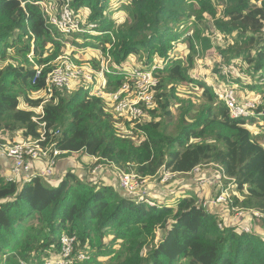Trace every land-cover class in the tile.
<instances>
[{"label":"trees","instance_id":"1","mask_svg":"<svg viewBox=\"0 0 264 264\" xmlns=\"http://www.w3.org/2000/svg\"><path fill=\"white\" fill-rule=\"evenodd\" d=\"M37 1L0 0V60H8L0 68V136L12 129L38 135L32 116L45 98L33 94L45 88L60 56L75 53L69 45L109 54L119 68L107 74V90L120 87L129 57L160 64L159 83L148 120L138 126L146 134L139 143L121 135L119 122L128 129L131 122L115 117L101 97L83 87L54 91L44 103L45 120L50 131L61 130L60 157L74 160L82 171L67 170L56 184L41 177L9 182L10 167L0 160V264H44L60 253L63 234L76 237L73 264H264V236L257 231L264 229V143L252 129L259 118L264 121V104L255 116L234 118L213 83L192 73L197 57L217 49L224 64L251 69L264 81V0L262 6L253 0H126L121 22L108 15L112 0H70L77 13H87L84 31L75 34L83 42L70 44L46 23ZM176 42L188 44L185 55ZM93 59L98 67L100 60ZM35 66L43 69L33 82ZM251 88L258 89L259 82ZM192 90L198 100L189 95ZM212 163L227 176L225 185L233 180L230 207L261 214L254 217L255 230L221 227L217 208L205 205L200 193L186 191L172 202L141 187L152 205L112 179L88 181L82 174L96 164L108 177L116 169L135 168L161 183L165 168L187 175ZM175 179L162 184L173 187ZM156 189L169 194L159 184ZM79 253L90 258L77 260Z\"/></svg>","mask_w":264,"mask_h":264},{"label":"built area","instance_id":"2","mask_svg":"<svg viewBox=\"0 0 264 264\" xmlns=\"http://www.w3.org/2000/svg\"><path fill=\"white\" fill-rule=\"evenodd\" d=\"M253 1L256 5L262 6V0ZM36 3L39 4L46 23L52 28H56L60 33L68 36L84 31L83 27L86 22L75 15L70 0H66L62 4L58 0H41ZM96 26L95 24L89 25L90 28H95ZM30 58L32 60L31 56ZM98 60H100L98 67L78 62L79 60L75 55L70 54L62 55L55 61V67L48 73L45 79L46 86L42 90L47 97L39 104L38 109L32 116V120L36 123V133L38 135H28L23 129H12L5 135L0 136V157L13 160V164L6 173V181L26 183L36 177L46 178L47 180L55 178L60 156L65 151L58 147L56 139L61 134V130L59 128L53 131L49 130V125L45 120L44 103L52 97L56 89L77 90L81 87L87 89L90 95L101 97L107 101L115 117L130 121L132 130L145 137V132L138 126L148 120L147 109L152 108L154 105L155 88L159 83L157 69L160 64L157 62L150 65L139 62H136L137 64H128L126 67H122L121 72L124 74V79L120 87L116 90H107L106 76L108 73L117 72L112 67L115 69L119 68V66L112 63L109 54L104 55L101 52ZM42 69L43 67L35 66L36 75L33 82L41 76ZM223 69L226 75H230L231 69L226 64H223ZM213 89L219 99L225 102L231 116L234 118L255 116L258 106L264 104V100L256 96L243 97L238 90V84L233 82H229L227 85L213 84ZM94 159L98 160L97 157H94ZM211 165L220 168L217 164L212 163ZM207 166L202 167V165H199L187 174H197L200 184H202L201 180L208 181V178L211 177L210 180H215L216 183L220 184V190L215 194L214 203L220 204L227 200L231 202L232 195L230 190L232 191L233 188V180L228 185H225L224 179L227 176L221 172L206 176L205 167ZM99 168H101L100 165L95 167V170ZM177 174L179 173L170 169H163L161 183L172 180ZM119 176L120 186L127 193L135 195L137 199L145 200L149 204H155L141 192L144 177L137 174L135 170H120ZM204 204L208 205L209 202L205 201ZM251 211L258 214L255 217L261 216L259 212ZM249 218L253 221L252 224L244 225L246 232L256 228L254 217L250 216ZM220 226L222 227L223 225ZM75 239V236L63 234L61 236L60 253L58 256L44 262V264H73L75 262ZM89 258L90 256L85 253H79L77 256V260Z\"/></svg>","mask_w":264,"mask_h":264},{"label":"rangeland","instance_id":"3","mask_svg":"<svg viewBox=\"0 0 264 264\" xmlns=\"http://www.w3.org/2000/svg\"><path fill=\"white\" fill-rule=\"evenodd\" d=\"M125 3H127L126 0H112L110 3V6L108 8V15L110 17H112L117 22H121L122 20H124L126 18V11L122 5ZM73 10L75 12V15L79 19L82 18V19H84L85 22H87V18L85 17L87 14L86 10L85 11L80 10L78 13L75 11L74 8H73ZM211 28H212V22H211ZM214 29L215 28L213 26V31H214ZM72 35H74V36H72ZM234 35H235V33H234ZM77 36H80V35L79 34L78 35L71 34V35L66 36V43L70 44L73 40L77 41L78 43L83 42L82 37L81 36L77 37ZM213 36H214V41L216 42V44H220L221 43L220 34L215 32ZM181 43L182 42H176L175 43V45L177 44L176 49H179V52H182V55L183 54L185 55V53L188 52V48H187L188 44L187 43L181 44ZM185 47H186V49H185ZM94 49L95 48H91V49L88 48L86 51H81V50L75 49V50H77L75 53V57L79 60L78 62L87 63V64H90L91 66H93L92 60H94L93 58H97L95 56V53H97V50H94ZM94 51H95V53H94ZM207 53H206L207 54L206 56H203L201 54L200 57H197V62H196L194 71L192 72L195 77L200 78L202 80H205L207 82H212L215 85L216 84L227 85L229 82H233V83L238 84V90L243 97L250 98L251 96H254V97L256 96L257 98L264 100V84H263L264 81H261V80L259 81V79H257L256 77H253L254 74H252V73L250 74L251 69H249L248 71H246V70L244 71V69L239 70V66H234L233 64H230V65L226 64V66H228V68L231 69L230 75H226L224 73V69L222 70V66L224 63H223V60H222L221 55L219 54L218 50L216 49L214 51V49H212V50H209ZM30 56H31V54H30ZM86 56H89V57L87 59H84V57H86ZM7 61L2 63V61L0 60V68L5 67ZM128 64H137V63L133 57H129ZM238 65L243 66L242 64H238ZM220 66H221V68H220ZM249 68H251V67H249ZM238 76H241V77H238ZM236 78H239L240 80H242L245 85H243L242 83H237L238 81ZM254 82H256V83L259 82V88L256 90H253L251 88V86L254 84ZM260 88H262V89H260ZM196 92H197L196 90H192V93H190L189 95L193 96L196 100H198L199 97L197 95L198 93H196ZM187 94H188V92H187ZM33 97L34 98H37V97L38 98H46L47 95L45 94L44 91H38V92H35L33 94ZM38 107H39V105L37 107H35V109H34L35 112L38 109ZM107 107H108V109H110V107L108 105H107ZM173 110L175 112H177L176 106L173 107ZM254 126H252L253 127L252 129L254 130L255 135H257L259 140L262 143H264V121L261 120V118H259L257 120V123L254 124ZM119 127H120V133L122 136H126V135L131 136L137 143H139L141 140L145 139V137H142V135L140 133H136L134 130H132L131 125H130L131 129H128V128H125L121 122H119ZM133 131H134V133H133ZM59 160H63V157H60ZM93 162H97V160L93 159ZM97 166L98 165L96 164L95 167H97ZM95 167H93L89 171L91 173L87 174L89 176H87L86 180H88V181L94 180L95 181L96 179L100 178V180H102L103 182H110L109 178L107 176H105L106 174L104 172H100L99 170L95 171ZM133 169L135 170V168H133ZM67 170H74V172H76L77 174H80L82 169L78 166V164H76V166H71ZM205 170H206L205 173H211L212 172L213 174H217L219 172L217 170V167H215L214 165H211V164L209 166L205 167ZM82 174H83V176L86 175L85 172ZM110 174H112V176H114L111 178V179H113V182L115 181L114 184H116V185L118 184V186H119L120 170L116 169L115 171H113V173H110ZM195 175H196L195 173H191V174L187 175L186 178L192 180V178H195L196 176H198V175H196V176ZM210 179H211V177L208 178V181H205L204 179L200 181L202 184H204L203 186H205L203 188L210 187V189H211L210 191L205 189L203 191L204 194L201 197L205 201L209 202L208 205L211 207L212 210L217 208L218 214L221 216V218H223V222H221L222 223L221 225L227 224L228 226H239L240 228L245 229L244 225L248 222V219H250L249 217L250 216L255 217L258 214L255 212L253 213L251 210H247V209L241 207L240 205H233L232 207H230V200H227L226 202L221 201L224 203H220V204L214 203L215 194L218 193L220 190V187H219L220 184L217 182L216 187L213 188L212 186H209V180ZM49 181H52V183H54V184L57 183V181H55V182H53V180H49ZM150 181H151V179H149L148 177H144V183L142 185V188H144L146 190L148 188L151 190L154 189V188H151ZM174 181H177V179H175ZM155 182H157V180L154 179V183ZM179 183H181L182 185H185L184 184L185 179L179 178L177 181V184H179ZM158 184H159V186H162L163 188L167 187L164 185L166 183L162 184V183L158 182ZM232 187L234 188V185ZM174 188H175L174 186L171 188H167L169 190V194L166 196H164V194H163L157 198L158 199L162 198L163 200H170L173 202L178 194L185 193L186 191H189V192L193 191L196 193L198 187L196 185H193V184L192 185L186 184V189L183 188V186H182L178 191H176V189H174ZM230 194L232 195L231 190H230ZM233 194H234V192H233ZM231 198H232V196H231ZM217 205H220V206L217 207ZM257 231L259 234L264 236V229L262 231L258 227Z\"/></svg>","mask_w":264,"mask_h":264},{"label":"crops","instance_id":"4","mask_svg":"<svg viewBox=\"0 0 264 264\" xmlns=\"http://www.w3.org/2000/svg\"><path fill=\"white\" fill-rule=\"evenodd\" d=\"M72 45H69V47H70V49L71 50H74L75 51V53H76V51L77 50H75V49H78V48H76L75 46H72ZM91 49V48H90ZM79 50V49H78ZM87 50V49H86ZM94 50H97V53H95V51H94V53H95V56L98 58L100 55H101V51H99L98 49H94ZM82 51V50H81ZM75 53L73 54V55H75ZM89 56H86V57H84V59H87ZM82 59V58H81ZM259 122V121H258ZM0 160H1V163H3V165L5 166V167H7V168H9V167H11V164H10V161L8 160V159H6V158H4V157H0ZM71 166H76V162L74 161V160H69V159H63V160H59V163H58V166H57V168H56V174H55V178L53 179V182H55V181H59L60 179H61V176L63 175V174H65L66 172H67V169H69V167H71ZM8 171V170H7ZM6 171V172H7ZM82 171V170H81ZM187 175H189V174H187ZM187 175H184V174H177V176L176 177H178V179L179 178H184L185 179V185H182L181 183H179V184H177V182L175 183V188L174 189H176V191H178L182 186H183V188H185L186 189V184H193V185H196L198 188H197V191H196V193H200V196H203V191L205 190V189H207L208 191H210L211 189H210V187H207V188H203V187H205V186H203L204 184H200L199 182H198V178H199V176H196L195 178H192V180H190V179H187L186 177H187ZM207 175H210V176H212V172L211 173H206V176ZM84 176H88V175H84ZM106 176V175H105ZM110 176L111 177H108L109 178V180H110V182H111V178L112 177H114V176H112L111 174H110ZM56 179V180H55ZM178 179H177V181H178ZM112 182H113V179H112ZM115 182V181H114ZM150 184H151V188H154V189H152V192H153V194L155 195V196H157V197H160V195H162L159 191H157V189H156V186L158 185V182H155L154 183V180H151L150 181ZM209 186H212L213 188H215L216 187V181L215 180H210L209 181ZM167 188H171V187H166V190H167ZM151 191V190H150ZM169 191V190H168ZM190 192H192V191H190ZM164 193H166V191L164 192ZM166 195H168V194H164V196H166Z\"/></svg>","mask_w":264,"mask_h":264}]
</instances>
